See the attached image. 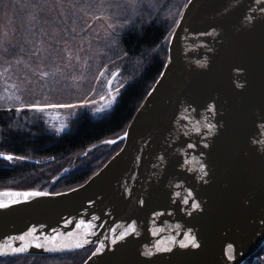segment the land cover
<instances>
[{"label":"water","instance_id":"obj_1","mask_svg":"<svg viewBox=\"0 0 264 264\" xmlns=\"http://www.w3.org/2000/svg\"><path fill=\"white\" fill-rule=\"evenodd\" d=\"M209 97L219 100V113L197 107L211 103ZM262 117L264 0H189L171 34L165 67L128 125V136L111 141H122L121 149L73 191L0 190V204L9 205L0 207V249L25 243L8 237L31 227L37 243L47 245L0 252V260L93 249L83 264H245L264 247ZM193 143L196 148L189 147ZM4 154L1 160L16 157ZM202 164L211 165L208 183L200 179ZM189 187L207 202L204 213L183 204L185 197L192 201ZM29 191L49 194L16 195ZM137 194L145 205L137 203ZM132 220L137 233L117 239ZM190 227L200 249L169 243L172 236L186 239ZM49 236L58 243H49ZM65 242L73 247L64 248Z\"/></svg>","mask_w":264,"mask_h":264},{"label":"trees","instance_id":"obj_2","mask_svg":"<svg viewBox=\"0 0 264 264\" xmlns=\"http://www.w3.org/2000/svg\"><path fill=\"white\" fill-rule=\"evenodd\" d=\"M188 1L143 0L145 6L139 10L135 27L118 29L119 50L127 51L129 55L114 60L125 72L129 83L108 115L94 119L88 114H80L71 123L70 131L55 135L36 120L18 125L14 110L0 109V148L17 155L32 153L48 160L12 167L0 159V190L68 191L84 184L121 149L122 141H111L125 134L161 75L168 58L171 34ZM68 165L76 167L66 175L63 171ZM92 251L19 256L2 259L0 264H28L31 259L34 260L31 264H83ZM262 257L263 249L245 264H257Z\"/></svg>","mask_w":264,"mask_h":264},{"label":"rangeland","instance_id":"obj_3","mask_svg":"<svg viewBox=\"0 0 264 264\" xmlns=\"http://www.w3.org/2000/svg\"><path fill=\"white\" fill-rule=\"evenodd\" d=\"M81 3H87V0H81ZM34 19L25 16L18 18L14 15L15 8L9 3V0L0 2V39L16 26L22 25V30L16 32V41H20L23 52H17L15 56L5 57L0 55V109H6L17 113V124L23 125L28 122L39 121L45 124L51 134L62 135L70 131L71 123L80 115L88 114L94 119H99L109 114L117 103L121 92L129 83L124 71H121L113 80V87L119 89L114 92L108 87V80L112 79L109 70L115 72V67L108 64L102 49L95 41L97 34H102L107 24L113 23L105 18L104 21L96 20V17L103 15L101 11L89 12L85 9L81 15L91 31L84 29L79 20L60 23L59 27L52 21L57 19L55 11L45 12L43 14L32 9ZM60 14L65 15V9L60 8ZM91 17V18H90ZM70 27L75 29L73 36L78 46L74 57L79 55V59H73L72 63L75 68L71 72L63 70L56 72L55 69L45 68L42 64L37 69L33 63L35 57L30 55L31 51H45L53 41L54 36L60 35L61 28ZM116 29V35L118 33ZM11 38V37H9ZM68 38V37H66ZM118 50H119V36ZM70 39V38H68ZM27 41V45H24ZM15 42V41H14ZM92 48H88V44ZM0 43V48L5 47ZM83 50L81 52L80 50ZM111 55V53H108ZM116 60L113 56L112 59ZM107 65V68L103 67ZM59 67V65H57ZM44 71H51L52 74L45 77ZM103 73V75H101ZM111 95H116V102L111 107L107 106V100ZM81 101H88L86 105H81ZM36 103L42 105H74L73 107H46L43 111L33 110L30 108L21 109V104ZM103 109V110H98ZM62 129V130H61ZM5 145V143H2ZM1 146V144H0ZM10 153L6 148H0V153ZM14 154V153H12ZM16 155L10 162L4 160L3 164L16 167L26 163H45L48 160L38 158L32 153L25 155ZM23 157V159H20ZM75 165H68L63 173L69 174L75 168ZM44 184L41 182V185ZM34 262L28 260V264ZM257 264H264V247L263 257Z\"/></svg>","mask_w":264,"mask_h":264},{"label":"snow or ice","instance_id":"obj_4","mask_svg":"<svg viewBox=\"0 0 264 264\" xmlns=\"http://www.w3.org/2000/svg\"><path fill=\"white\" fill-rule=\"evenodd\" d=\"M2 2V0H0ZM9 3L14 6L15 12L14 15L18 18H24L28 16L31 19H34L32 16V9H35L37 12L43 14L46 11L52 12L55 11L57 13V19H53V23L59 27L60 23L67 24L68 22H75L79 20L81 25L84 29L91 31V26H88L86 21L83 19L81 13L87 9L89 12L94 11H101L104 13L101 16L96 17V20L104 21L105 18L107 20L112 21L113 23L107 24L106 28L104 29L102 34H97L95 37L96 43L102 48L106 49L107 51L104 53L108 64L115 67V60L112 59L113 56L116 59L122 60L124 57L128 56L129 53L127 51L118 50V38L116 35V29L120 28L123 29L125 27L134 28L135 21L140 16V9H142L145 5L143 4V0H87V3H81V0H9ZM60 8L65 9V15L60 14ZM91 18V17H90ZM122 21V23H121ZM22 30L21 26H16L14 30H10L9 32L5 33L3 38L0 39V43L6 45L5 47L0 48V55L5 57L15 56L17 52H23V47L20 41H16V32H20ZM75 29L70 27H64L60 30L59 36H54L52 43L49 44L48 49L45 51H31L30 55L35 57L33 61L34 64L37 65V69L42 64L45 68L55 69L58 73L59 71L63 70L65 72H71L74 68L75 70H79L78 67L73 65V59H79V55L74 57V53L77 52L78 46L76 44L75 37L73 36ZM11 37V38H9ZM70 39H68V38ZM15 41V42H14ZM24 45H27V41L23 42ZM88 48H92V44H88ZM83 52V50H80ZM122 52V54H121ZM108 53H111L109 55ZM171 61V57H169ZM59 65V67H57ZM103 67L107 68V65H103ZM237 72H242L244 69L242 66H236L235 69ZM121 72L120 68H116L115 72H111L109 70V75L112 79L108 80V87L113 89L114 92H119V89H115L113 87V80L115 77ZM51 71H44L43 76L47 77L51 75ZM103 75V73H101ZM243 87V85H240ZM116 95H111V98L107 100V106L111 107L113 103L116 102ZM211 103L206 102L204 105H198L197 107H204L205 111L209 112H216L219 113L221 111L220 102L216 98L209 97L208 98ZM88 101H81V105H86ZM74 105H42L36 103H28V104H21V109L30 108L33 110H40L43 111L46 107H73ZM189 110L192 112H196V109L192 108L191 104L188 106ZM103 110V109H98ZM261 119H264L262 117ZM199 123V121H197ZM219 123V122H218ZM264 127V124L261 125ZM208 128L210 129H218V124H208ZM62 130V129H61ZM198 131V130H197ZM128 136L126 132L124 134ZM251 139V138H250ZM167 143V141H165ZM189 147L196 148L197 144L193 143L190 144ZM207 148V145H206ZM206 153L202 152L201 155L204 156ZM261 155H264V150L260 151ZM4 153H0V156H4ZM7 160H13V156L8 154L6 156ZM23 159V157H20ZM201 169L203 170V175L200 177L204 183H208L211 179L210 172H211V165L210 164H202ZM205 177H208L209 180H204ZM69 191H73L69 189ZM188 195L192 196V201L190 203L189 199L186 197L183 198V204L189 205L191 209L198 210L197 214H202L205 212L207 207V202L201 197L200 199H196L199 193H194L193 189L189 187L187 189ZM49 193H44L40 191H29V192H21L16 193V195L23 196L24 199H28L32 196H42L48 195ZM55 195H61L60 193H54ZM175 195L177 197L180 196L179 192H176ZM137 199V203L139 205H145L146 201L143 197L139 196ZM16 202V201H13ZM91 203V201H89ZM8 204H0V207H8ZM175 208L178 210L180 208L179 204L175 205ZM157 213L153 212L152 215H156ZM188 217L193 216L192 211L187 212ZM99 219V217H97ZM81 223L83 224L84 221L82 220ZM90 223V222H89ZM177 228H180L181 225L177 224ZM194 229L188 228V236L186 239L177 240L175 236L169 238L170 244H179L180 248L187 249L191 251V249H200L202 247L201 240L198 239L197 235H193ZM37 229L35 227H31L28 231H25L22 234L17 235L16 237L9 236L8 240H18L25 242L19 246H13L11 243L5 244L0 252L4 255H8L9 253H25L28 251L30 244H35L36 247H46L47 245L37 243L38 237L35 235ZM55 232V229H53ZM130 233H137V222L136 220H132V222L125 228L124 232L120 234L117 239H123L126 236H129ZM31 238V239H30ZM49 243H58L56 236H49L46 238ZM112 243H116L115 240ZM64 248H71L73 244L71 242H65L62 245ZM156 247V246H154ZM229 253L233 250V244L229 243L227 245ZM165 251H171L170 248L164 249ZM103 251V245L96 249V253ZM179 251V249L177 250ZM96 253H93L95 255ZM175 254V253H174ZM146 256H152V252L145 253Z\"/></svg>","mask_w":264,"mask_h":264},{"label":"flooded vegetation","instance_id":"obj_5","mask_svg":"<svg viewBox=\"0 0 264 264\" xmlns=\"http://www.w3.org/2000/svg\"><path fill=\"white\" fill-rule=\"evenodd\" d=\"M248 262V261H247Z\"/></svg>","mask_w":264,"mask_h":264}]
</instances>
